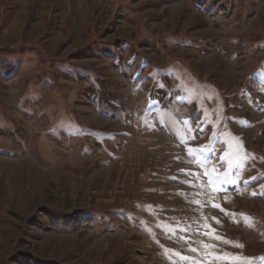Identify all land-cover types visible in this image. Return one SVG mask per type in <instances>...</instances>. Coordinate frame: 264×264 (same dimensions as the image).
<instances>
[{"label": "rangeland", "instance_id": "1", "mask_svg": "<svg viewBox=\"0 0 264 264\" xmlns=\"http://www.w3.org/2000/svg\"><path fill=\"white\" fill-rule=\"evenodd\" d=\"M262 89L264 0H0V264H264Z\"/></svg>", "mask_w": 264, "mask_h": 264}, {"label": "snow or ice", "instance_id": "2", "mask_svg": "<svg viewBox=\"0 0 264 264\" xmlns=\"http://www.w3.org/2000/svg\"><path fill=\"white\" fill-rule=\"evenodd\" d=\"M151 78V77H150ZM160 85L158 84L157 87H159ZM166 87V86H165ZM262 92H264V89H262ZM160 101L158 99H155L154 97H150L149 98V110L151 109V107L154 104H159ZM130 123V121H129ZM190 123V121H189ZM240 123H245L244 121H240ZM189 131H191V129H189ZM125 135H127V133H125ZM192 139H195V137L193 136ZM216 151L215 145H212L211 147H209L208 145L205 146H201V147H197V148H193V147H188L187 148V153L189 154L190 157H197L199 154L204 153L207 154L208 152H213ZM239 154V149L238 148H234L232 151V155H238ZM252 158V157H246L244 162L241 163H236V164H232L231 163V157L229 156L228 152H225L222 154L221 157H218V159H224L227 163L228 169L229 171L222 173V174H217L215 176V179H213L211 176H209L208 172H204L203 175L209 177L208 179V184L207 186L209 188H211V185L215 182V183H219L220 184V188L216 189L215 191H219V192H223L225 193V195L227 194V192L229 190H235L237 192L241 191V188H247L252 181L254 180H258L259 177H251L249 179L243 180L241 181V173L245 170V164H246V160ZM203 165V161L200 162ZM208 163H211V161H209ZM182 172H185L186 175L188 176H193L196 175L197 178H199V176L201 174H197V173H193L191 171L188 170H181ZM173 179H175L173 177ZM185 183H188V181H185ZM193 187H195V185H192ZM200 193H196L195 195H199ZM250 195L252 196H256V195H260V196H264V185L261 186V189L259 192L257 191H253L250 193ZM210 202V201H209ZM193 203H197V204H201L202 202L199 200L193 201ZM214 208H219L221 212H223L226 216H228L233 223H241L242 221L245 223V226H250L247 221L250 220V217L245 216L244 214H237L234 212H230L227 209H224L223 207H221L220 204H212L211 205ZM239 216V219H237V217ZM205 221L207 220V217L204 218ZM213 220L216 221L217 224L220 223V221L216 218V217H212ZM196 224V231L199 232V229L203 228V229H207V231L204 232H199L200 235L206 236L210 239H215V240H219L222 241L223 243H231L230 241L227 240H222V238L218 235H213L215 233V229H213L211 227L210 224L208 223H204V224H200L198 221L195 222ZM166 234H170L173 237L175 236V234L177 232L180 233H187V236H180V239L185 240L186 243L189 244V247L186 249V251H191V252H198L200 251L199 249L192 247L191 244L192 243H200V242H192L188 239V237H190L193 233V228L191 224H188L186 226H179V223H177L176 226H167L165 228ZM237 247H242V245H235ZM214 248L215 246L212 245H207V244H203L202 248ZM172 255L177 256L180 258V260L188 262L191 261V264H198V262L196 260H193L192 258L186 256V255H182L179 251H175L172 250ZM226 256L228 254H225ZM206 259H211V257H207ZM215 259L219 260L222 259V257H215ZM262 261H264V258H260ZM233 260L235 262H237V264H251V260L249 258H241V257H234Z\"/></svg>", "mask_w": 264, "mask_h": 264}]
</instances>
